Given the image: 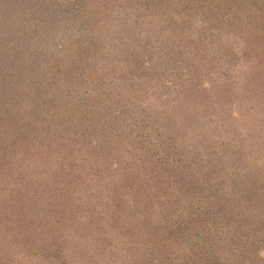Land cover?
<instances>
[{
	"label": "trees",
	"instance_id": "16d2710c",
	"mask_svg": "<svg viewBox=\"0 0 264 264\" xmlns=\"http://www.w3.org/2000/svg\"><path fill=\"white\" fill-rule=\"evenodd\" d=\"M226 2L0 0V264H16L27 236L46 243L37 254L48 262L50 250L71 249L96 264H264V0ZM187 11L199 21L196 35L221 45L205 65L192 37H175ZM159 49L191 70L164 75ZM215 88L225 93L219 101L227 95L239 106L227 121ZM33 140L40 154L54 143L51 157L67 161L55 158L49 177L16 188L9 169L21 167L17 156L31 157ZM79 146L94 165L101 158L95 188L80 177ZM74 190L81 203L95 201L73 212ZM226 190L238 196L227 200ZM234 199L249 202L248 221L256 220L243 222L246 208L235 212ZM45 203L61 219L100 217L101 233L88 248L63 243L66 235L50 239ZM255 238L261 247L246 250Z\"/></svg>",
	"mask_w": 264,
	"mask_h": 264
},
{
	"label": "rangeland",
	"instance_id": "374dc122",
	"mask_svg": "<svg viewBox=\"0 0 264 264\" xmlns=\"http://www.w3.org/2000/svg\"><path fill=\"white\" fill-rule=\"evenodd\" d=\"M215 1H217L218 4H220V5L222 3H219V2H226V0H215ZM230 1L231 0H228L225 4L227 5L228 2H230ZM216 5H217V3L214 2L212 7H214ZM207 6H205V7H207ZM192 13H193V11H191V12H188L187 11L185 13L186 16H189V17H187L188 19H187L186 26L184 27V29H181V30H183V32L180 31L178 33V36L179 37H177V36H175V37H176L177 40L183 38L185 41H188L192 37V40H193L192 42L194 44L193 50L195 51L194 53H195V55L197 57L198 64L205 65L204 63H206L207 60L209 61V58L211 56H213L212 53H216V52L218 53L219 52V54L222 55V53H221V50L222 49H221L220 43H215V44L213 43V45L212 44H209V42H210L211 39L209 40L208 38H206L204 36V34H201L200 36H197L196 35L197 26H198V22L199 21H197V20L191 21V14ZM199 25H201V23H199ZM181 28H183V27H181ZM226 41L227 40L225 39L224 42H226ZM234 49H235V47H234ZM162 50H164V49H161V50L159 49V52L162 51ZM162 53H163V55H162L163 57L161 58L162 65H163L162 67H165V69H166L164 75H171L172 77H174V75L178 74L182 69L183 70H191V67L190 66H187L184 63V62L187 61L186 58L183 59V62H181L182 59L181 60H178L179 63H177V61L172 60L173 56L169 55L168 49H166V52H163L162 51ZM207 55L208 56L211 55V56L208 57ZM196 57H195V59H196ZM240 63H241V61H238L237 62V64H240ZM190 64L191 63L189 62V65ZM213 64L214 63H212V65ZM237 64L235 63V67H238L239 66ZM201 65L198 67V70L199 71H203L205 69V71H206L207 66H201ZM208 72L209 71H206L204 74L205 75H208ZM215 75L217 76L216 73H215ZM206 79L209 80V81H211L210 84H212V87L213 86L214 87L216 86V84L209 77H206ZM214 90H210V93H211L210 95L212 96L211 98H212V100L218 102V104H225V107H226L225 110H228V111L224 112V119H225V121H227L228 119L225 116L226 113L227 112H230L231 113V111L235 110L239 106L236 105V101H232L233 98L231 99L227 95L225 96L226 98H223L222 100L219 101V98H220V94L219 93H223V95H224L225 94L224 93V90H222V92L219 90V88H217V90L215 88ZM223 95H221V96H223ZM241 96H243V95H241ZM239 97H240V95H239ZM228 100H231V101L228 102ZM222 102H224V103H222ZM253 102L254 101L252 100V103ZM253 112H255V110H251V111H249L247 113H244V114L246 116H248V117H250V116L253 117ZM208 136H209V132H208L206 138ZM21 137H24V136L21 135ZM30 143H31V145H33V147L29 148L31 150L30 155H31L32 158L29 157V158H26V160H24V159H22L23 158L22 155H19V156H17V158L20 160V162L18 160L14 164H20L21 163V167L22 168L21 167L18 168L17 166H14V168L16 167L18 170L20 169L19 171H16V172H15V170H14L13 167H10V169H9L10 174L17 173L18 174L17 177L19 176V178L17 179L18 182H16V188H19V187H21V189L24 188L25 187L24 186L25 179L28 182H30V181L34 182V181H37V179L39 178V176L41 178L49 177L50 175H48V174H50L51 172H54L58 168V166L51 167L52 165H54V164H51V162H53L55 158L58 159V162L59 163L64 164V165H65V163L67 161V159H65V157H67V156H65V155H57L56 154V155H54V158L51 157V155L54 154V152H52V150L54 148V143H52L51 146H50V149H51L52 154H51V152H47L46 150H44L43 154H40L38 152L39 147L37 146V142L33 140ZM79 149H80V146L76 149V152H74V154H76L77 157L78 156H81L80 154H83V157H79V158H83V160H76L77 162H80V169L82 171L80 177L82 176V177L86 178V180L88 179L89 182H88V184H86L87 187H88V189H90L89 188L90 187V183L93 184L92 188H95L94 187V183H96L98 181V179L101 177V158L97 161L98 164H95L94 165V163L90 161V157L88 155H86L87 151L86 152L85 151L79 152ZM35 154H37V156L39 155V157L35 156ZM204 154H207V153H204ZM43 156L46 159V160H44L45 163H43L44 164L43 165L44 166V169H45V171H47L45 173H44V171L39 172V170L41 169V166L39 165V161H43L41 159V157H43ZM21 159H22V161H21ZM40 164H42V163H40ZM106 166L108 167L109 164H105V167ZM244 168H246V166H244ZM87 170H89L90 176H87V174L85 173ZM0 172H2L1 169H0ZM37 173H38V175L35 176ZM20 175H23L24 180H22V178L20 177ZM2 180H3V176L0 173V185L2 184ZM172 183H177V182L174 181ZM86 185L83 184V189L80 190V188H79V190L80 191H83L86 188ZM3 187H5V186H3ZM6 187H5V189H6ZM57 187H59V186H57ZM226 188H228V187H226ZM79 190H77V191L74 190L73 192L71 191L72 199L73 200H67V202H66V205L71 204V207H69V208L73 212L76 211V210H79V207H80L81 204H85V203L89 202L90 200L95 201V197H93V198L88 199L87 202H86V200H84L81 203L80 202L81 195H80V191ZM2 191H4V190H2ZM0 192H1V190H0ZM220 192L222 193L223 191H220ZM8 193L9 192L7 191L6 194H8ZM233 193H232L233 196H238L237 193H235L234 191H233ZM253 193L256 194L255 191H253ZM258 194L259 195H263L264 194V191H262V194H260V193H258ZM64 195H65V193H64ZM223 195L227 198V200H229L230 198H234L233 196L231 197V193H228V191L226 193H223ZM39 196H40V198H42V196H43L42 193H40ZM47 196H50V194L47 193ZM82 196H83V194H82ZM228 196L230 198H228ZM44 201L52 202L51 198L44 199ZM71 201H74V202H71ZM235 201H237V200L234 199V203H235L234 209H235V212L238 211V212H240L242 214L243 210H245V208H246V215H244V216H245V219L247 217V220H245L244 217H243V222H247L248 221V218H250L249 217L250 216V212H249L250 211V208H248L249 207L248 206L249 202H247V203H244V202L241 203V202H239L238 203V201H237V203H236ZM216 203L217 202L214 203V208L216 206ZM45 205H46L45 206V209H47V205L48 204L45 203ZM252 208H253V210H252V215H253L254 211L256 210V207L255 206L254 207L252 206ZM259 208L260 207H257V209H259ZM52 209H54V207ZM45 211H46V213L48 215L46 214V217H43V220L45 222V223L44 222L43 223H44V225H47V228L44 231L51 234L50 239H55V238H57L59 236L66 235L68 238H67L66 242H65V240H63V243L69 244L68 241L70 240V242H71L72 245H75V244L80 243V244H83V247L88 248L86 241L88 240V242H90V238H91L93 232H94V234L101 233V218L100 217L99 218H96V219L93 218L91 220L93 222H90V220H89L90 219V216L89 215L86 214V217L88 219L85 218L84 216L81 219V218H79V215H74L75 213H72L73 215H71L69 217H66L64 219L63 218L61 219V215L57 214L56 212L52 211L50 213L49 208L47 210H45ZM256 212H257V210H256ZM80 214L83 215L81 212H80ZM48 219H49V221H48ZM144 219H146V218H144V216H142L141 217V220H139V221L143 222ZM133 220L136 222L135 217L133 218ZM230 220H231V218L230 219L229 218L226 219V216H225L224 221L227 222V223L229 222L230 225H231L234 221L233 220L230 221ZM255 220L252 219V220H249V221H255ZM2 221L4 222V221H6V219H4L1 216L0 217V223H1L0 225H2V223H3ZM62 223L63 224L66 223V224L61 225ZM96 223H99V224H96ZM234 224H235V226L237 225L235 222H234ZM235 226L233 225L232 230H235ZM2 227H3L4 231L7 232L6 230H8V229H6L7 226H6L5 223L3 224ZM75 227H80V228L77 230V232L73 233ZM9 229H11V227H9ZM41 229L43 230V228H41ZM71 230H72V232H71ZM225 233L227 234V231L226 230H224L223 234H225ZM243 233L244 232L241 233V236L243 235ZM230 234H232V233H230ZM98 236H99V242L101 244V234L98 235ZM34 237L35 236H33L32 238H30L29 236H27L24 239V242L22 244L20 242L21 245L20 244L19 245H20L21 251H23V253H21L20 257L18 256L17 259L15 260L16 261V264H22L23 262H25L26 264L28 262H30V264H96V261H95L96 257H95V255L94 256L92 255V260H90L89 258H81V257H79L78 254H76L75 251H73V250L71 251V249H70V252L69 251H65V253H62L59 250H57V251L50 250L49 251V256L51 255V257H52L51 258V262L43 261V258H41L39 256V254H37V253H40V252L43 253V252L48 251L47 246H46V243H43L42 245L37 244L36 243V239H34ZM43 238L44 237H39V239L37 241L42 240ZM62 239H63V237H60V240H62ZM258 240L259 239L255 238L254 240L249 241L247 243L246 250L248 248L249 249H253V250L260 248L261 247V244H260V242H258ZM35 244L37 246H40V247L41 246H45V248H40L39 247V249H36ZM66 246L67 245L64 246L65 249H67ZM61 247H62V244H61ZM57 248H59V247H57ZM66 255H67V257H66ZM47 258H48V256H47ZM100 261H101V256L99 258V262Z\"/></svg>",
	"mask_w": 264,
	"mask_h": 264
}]
</instances>
